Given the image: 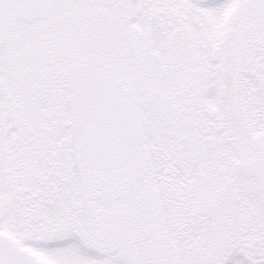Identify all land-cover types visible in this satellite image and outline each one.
Here are the masks:
<instances>
[{
  "label": "snow or ice",
  "instance_id": "1",
  "mask_svg": "<svg viewBox=\"0 0 264 264\" xmlns=\"http://www.w3.org/2000/svg\"><path fill=\"white\" fill-rule=\"evenodd\" d=\"M0 264H264V0H0Z\"/></svg>",
  "mask_w": 264,
  "mask_h": 264
}]
</instances>
